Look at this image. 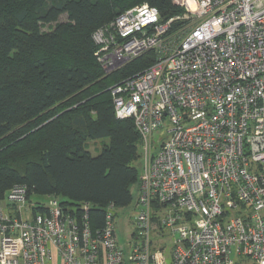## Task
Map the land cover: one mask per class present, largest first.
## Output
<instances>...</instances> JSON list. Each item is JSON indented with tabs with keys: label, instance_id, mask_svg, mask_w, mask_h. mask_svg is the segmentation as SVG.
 Masks as SVG:
<instances>
[{
	"label": "built area",
	"instance_id": "1",
	"mask_svg": "<svg viewBox=\"0 0 264 264\" xmlns=\"http://www.w3.org/2000/svg\"><path fill=\"white\" fill-rule=\"evenodd\" d=\"M171 1L181 11L168 19L143 2L93 33L105 73L154 53L111 87L114 115L140 136L125 241L121 207L92 227L89 202L14 184L0 199L1 264H264V0Z\"/></svg>",
	"mask_w": 264,
	"mask_h": 264
},
{
	"label": "trees",
	"instance_id": "2",
	"mask_svg": "<svg viewBox=\"0 0 264 264\" xmlns=\"http://www.w3.org/2000/svg\"><path fill=\"white\" fill-rule=\"evenodd\" d=\"M146 2L163 20L171 0H0V199L14 184L28 199L89 202L92 227L108 205L124 207L139 180L140 136L114 115L111 87L154 61L146 51L105 73L93 33ZM106 138L91 154V140Z\"/></svg>",
	"mask_w": 264,
	"mask_h": 264
},
{
	"label": "rangeland",
	"instance_id": "3",
	"mask_svg": "<svg viewBox=\"0 0 264 264\" xmlns=\"http://www.w3.org/2000/svg\"><path fill=\"white\" fill-rule=\"evenodd\" d=\"M163 137V134L160 131H155L153 134V139L156 142V146H158L159 142L161 141ZM107 141L106 138H102V139H96V140H91L88 142V145L86 146V149L93 155H96L100 149H101V143ZM140 167V165H139ZM132 195H133V199L132 201L129 203V205H126L124 207H121L119 209L116 210V221H117V234L119 237V240L123 243L125 241L124 236H126L124 234V231L126 230L125 227V221L126 219H130L132 217V214L135 213V209H134V202L136 199V189H132ZM133 228L132 225L128 226L127 225V229H131Z\"/></svg>",
	"mask_w": 264,
	"mask_h": 264
},
{
	"label": "crops",
	"instance_id": "4",
	"mask_svg": "<svg viewBox=\"0 0 264 264\" xmlns=\"http://www.w3.org/2000/svg\"><path fill=\"white\" fill-rule=\"evenodd\" d=\"M1 264V263H0ZM52 264H59L56 260H53Z\"/></svg>",
	"mask_w": 264,
	"mask_h": 264
}]
</instances>
